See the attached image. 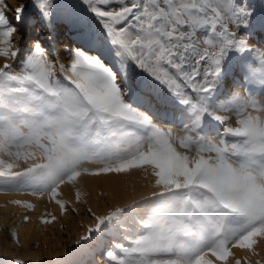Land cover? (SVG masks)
Segmentation results:
<instances>
[{
    "label": "snow or ice",
    "instance_id": "1",
    "mask_svg": "<svg viewBox=\"0 0 264 264\" xmlns=\"http://www.w3.org/2000/svg\"><path fill=\"white\" fill-rule=\"evenodd\" d=\"M257 35L250 0H0V194L36 201L2 231L23 248L37 202L43 232L83 229L0 264H264ZM122 175L140 190L114 204Z\"/></svg>",
    "mask_w": 264,
    "mask_h": 264
},
{
    "label": "rangeland",
    "instance_id": "2",
    "mask_svg": "<svg viewBox=\"0 0 264 264\" xmlns=\"http://www.w3.org/2000/svg\"><path fill=\"white\" fill-rule=\"evenodd\" d=\"M21 2L22 0H8V3L12 6H18ZM250 4L255 10L257 17L264 13V0H250ZM9 15H12V13H9ZM37 23L38 27L36 28L35 34L46 36L48 34L47 29L39 26V22ZM63 39L65 43L67 40H69L67 39L66 34L64 35ZM262 40H264V37L257 35L255 37V45L259 47ZM15 193L16 192H10L9 195H13ZM18 195L20 196L19 199H29L33 200V202H36L34 201V198L28 196L26 193H18ZM37 203L38 206H43L40 202ZM112 203L115 204V200ZM93 207H96L94 202ZM31 215H33V213ZM14 219L17 218L12 216L10 218L9 216L4 218L0 215V257H3L7 253L9 256L15 255L22 257L26 261L33 260L36 255H40L42 259L50 260L56 257L58 254L62 255L67 248L73 247L74 239L77 238V236L83 231V229L77 227L79 221L73 220L70 224L67 221L63 222L66 225L64 232H61L59 225H56L55 229L49 228L47 232H43L42 229H38L36 227V217L33 216V222L26 225L27 232H25L24 229H21V240L24 247L15 248L13 245H11V242L6 239L5 234L2 231V229L9 226ZM83 219L85 224L89 222L87 218ZM37 238L41 245L39 253H37L32 246L33 242H37ZM29 240L31 242H29Z\"/></svg>",
    "mask_w": 264,
    "mask_h": 264
},
{
    "label": "bare ground",
    "instance_id": "3",
    "mask_svg": "<svg viewBox=\"0 0 264 264\" xmlns=\"http://www.w3.org/2000/svg\"><path fill=\"white\" fill-rule=\"evenodd\" d=\"M67 39H71V34L66 33ZM136 188L137 192L140 190V179L138 176H134L131 179L125 176L120 177H112L110 180L105 182V190L110 192L112 196L115 197V203L124 201L127 199L129 193L133 191V188ZM67 192V190H65ZM20 196L18 193H15L13 195H3L0 194V205L5 204L10 199H19ZM112 200V202H114ZM43 205V204H42ZM15 210L13 206H9L8 209L0 208V215L4 218L11 217V212ZM43 211V206H38V209L35 213H33L32 216L37 217L39 213Z\"/></svg>",
    "mask_w": 264,
    "mask_h": 264
}]
</instances>
